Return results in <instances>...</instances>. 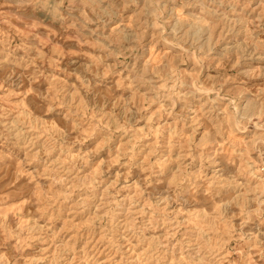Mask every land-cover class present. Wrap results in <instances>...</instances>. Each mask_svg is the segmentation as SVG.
<instances>
[{"label": "rangeland", "instance_id": "374dc122", "mask_svg": "<svg viewBox=\"0 0 264 264\" xmlns=\"http://www.w3.org/2000/svg\"><path fill=\"white\" fill-rule=\"evenodd\" d=\"M0 264H264V0H0Z\"/></svg>", "mask_w": 264, "mask_h": 264}]
</instances>
